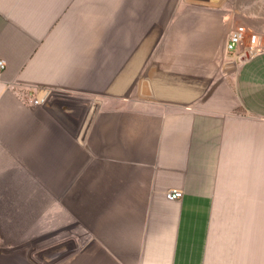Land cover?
Instances as JSON below:
<instances>
[{"label":"crops","instance_id":"0c3cea01","mask_svg":"<svg viewBox=\"0 0 264 264\" xmlns=\"http://www.w3.org/2000/svg\"><path fill=\"white\" fill-rule=\"evenodd\" d=\"M0 61V264H264V0H0Z\"/></svg>","mask_w":264,"mask_h":264},{"label":"built area","instance_id":"2783aa9c","mask_svg":"<svg viewBox=\"0 0 264 264\" xmlns=\"http://www.w3.org/2000/svg\"><path fill=\"white\" fill-rule=\"evenodd\" d=\"M246 31V28L242 24H238L228 35V39L226 42V49L228 51H234L239 43H241L243 39L244 32ZM258 40L257 34H251L249 37V45L246 48L247 53H252L256 49ZM0 66H2V62L0 61ZM21 100L25 104H38V100L36 98H33L30 95H24L21 96ZM182 196V192L180 189L172 188L170 190H167L165 192V198L167 200H178Z\"/></svg>","mask_w":264,"mask_h":264},{"label":"rangeland","instance_id":"374dc122","mask_svg":"<svg viewBox=\"0 0 264 264\" xmlns=\"http://www.w3.org/2000/svg\"><path fill=\"white\" fill-rule=\"evenodd\" d=\"M25 95H28V94H25ZM22 96H24V95H22Z\"/></svg>","mask_w":264,"mask_h":264}]
</instances>
